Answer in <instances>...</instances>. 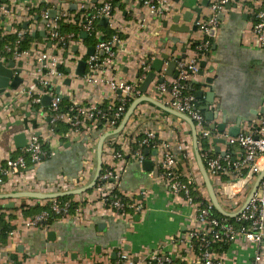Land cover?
Returning <instances> with one entry per match:
<instances>
[{"label":"crops","instance_id":"0c3cea01","mask_svg":"<svg viewBox=\"0 0 264 264\" xmlns=\"http://www.w3.org/2000/svg\"><path fill=\"white\" fill-rule=\"evenodd\" d=\"M85 1L51 0V4H48L39 0H6L8 12L2 17L0 23L1 34L12 36L21 29L34 35L40 34V31L44 30L41 18L43 10L50 9V5H55L50 10L56 9L59 12V4L65 3L68 10L74 13ZM183 1L185 0L179 2L172 0L171 8L166 12L165 17L157 18L149 13L148 7L142 1L114 0V25H111L109 21L107 25L114 30L112 36L117 35L119 38L115 47V60L120 62V69L116 70L112 66L105 68L104 73L100 75L102 80L100 79L97 83H88L85 80V76L90 72L89 65H86L83 76L76 74L77 62L80 59L87 61L91 56L88 54V48L93 46L96 49L97 45L86 44L83 37L78 39V43H74L70 50L50 46L49 43L41 40L33 42L29 50L12 55L13 59L8 60L7 63L10 61L23 63L20 73L23 82L17 90H6L10 96L0 94V167L8 156L22 153L28 136L33 131L40 132L39 136L47 146L49 155L36 167L30 165L22 175L15 178L5 177L4 184L0 185V192L26 189L43 191L45 183L53 184L60 181L67 183L69 189L79 188L89 184L95 175L97 143L106 131L95 128L74 134L67 130L60 132L57 124L48 122L44 118L49 117L48 107L41 102L37 106H32V98L31 100L28 98V92H32L31 86L37 85L34 70L38 55L43 51L65 59L66 69L71 70L64 76L53 79L55 92L59 87L60 93L71 103L94 106H100L105 102L114 104L118 101L121 92L114 91L108 85V79H124L139 83L140 87L147 73L152 70L150 67L152 61L160 58L162 53L170 55V58L165 60L162 71L156 72L146 94L169 106L170 95L161 93L158 89L160 84L158 78L161 76L168 84L175 79L174 75L165 73L167 62L178 59L183 54L186 61L197 58L200 69L192 75L189 85L193 87V94L204 114L207 112L203 109L207 99L206 93L210 89L204 87L201 82L208 77L214 78L212 85L215 98L210 110L217 112L218 115L213 120H209L205 115L209 130L213 123L222 122L223 116L227 118L223 133H219L216 129L214 135L207 139L210 150L222 157L229 156L232 162L243 155L244 150L241 147L214 142V140L219 137L226 139L225 134L229 133L230 127L239 117H246V120L241 122V132L257 129L264 117V113L260 112L264 106V49L253 44L254 10L259 3L237 0L230 3L229 9L225 5L224 9L218 13L220 26L215 35H210L213 37L210 41L208 34L204 33L198 24V29L190 32L181 33L170 30V26L174 23L172 18L187 9L175 11ZM186 3L190 7L201 9L198 21L207 20L212 14L209 0H187ZM38 7H40L39 11H37ZM233 12L237 13L236 16L231 14ZM192 13L191 21L184 22L181 19L179 24H186L193 29L197 12ZM220 13L224 15L222 19L219 16ZM100 21L101 19L99 23ZM165 21L168 22L167 26H164ZM97 35L106 40L101 30ZM173 38H178L179 41L173 42ZM208 40V47L198 54L197 49ZM75 46L78 48L75 49ZM184 46L186 50L183 52ZM172 47L176 49L172 51ZM100 55H104V52ZM147 61H149L148 64ZM142 68L146 73L141 76ZM174 73L178 74L177 67ZM67 78L71 79L70 84L64 83ZM155 87L159 90L158 93L154 91ZM200 90H202L201 96L198 92ZM33 92L35 97L40 89ZM33 108L38 110V116L32 111ZM28 111L31 112L28 128L23 122L7 126L9 122L24 119ZM12 113L18 114L12 116ZM35 119L38 127L34 129L32 126ZM129 126L136 140H139L140 135L154 131L160 144L169 145L184 177L191 178L201 194L207 200L209 199L196 160L193 130L185 119L150 101H143L131 116ZM132 141H125L123 138L120 140L119 146L125 152V161L122 164L123 172L118 190L130 201H140L144 207L143 211L135 212L130 207L125 214L117 213L101 200L95 186L92 190L73 195L72 200L79 202L81 207L79 219L68 216L54 220L47 230L27 229L23 227V221L31 216L24 214L20 208L21 205H34L38 201L44 204L50 199L27 197L16 199L14 208L17 207V209L3 208L7 216L10 213L13 215L10 221L16 233L9 235L5 243L0 241V264H110L117 261L122 250L128 251L136 261L143 260L158 250L176 258H179L181 254L186 255L189 250L186 240L179 238L177 245H174L170 238L184 236L197 225L194 216L197 214L198 205L188 203L182 194L172 191L161 175L160 161L163 157V148H146L149 150L148 154H145L146 149H144V160L150 161V164L144 165V161L140 162L130 154L131 147L135 143ZM109 150L108 145L104 144V163L108 160L112 161ZM221 152L226 154L223 155ZM241 176L242 172L231 167L221 179L212 178L221 204L231 212L241 209L254 184V181L244 183L239 180ZM233 182H237L235 186L230 184ZM224 188L233 190L236 196L229 199L224 194ZM8 201L4 200L0 203ZM49 231H54L55 235L49 237ZM251 257V250L243 251L238 257V264H244L243 261L250 260ZM182 264L192 263L184 260Z\"/></svg>","mask_w":264,"mask_h":264},{"label":"built area","instance_id":"2783aa9c","mask_svg":"<svg viewBox=\"0 0 264 264\" xmlns=\"http://www.w3.org/2000/svg\"><path fill=\"white\" fill-rule=\"evenodd\" d=\"M51 4V0H39ZM142 1L149 9V13L155 17H165L166 12L171 8L172 0H138ZM212 11L211 16L207 20L198 21V26L204 33L210 35L213 29H218L220 26V19L218 13L222 11L227 3L237 0H209ZM253 3H259L254 10L256 20L253 23V44L264 49V0H244ZM38 2V3H39ZM55 5H50V9ZM59 12L55 17L50 15V9L46 8L42 11L41 18L43 19L42 27L47 32L46 40H50L52 45L56 48H64L70 50L74 43L78 40L74 39V34H63L61 32V23L74 24L82 27L84 32L90 33L94 31L97 20L103 16L109 19L111 25H114V0H86L80 4L77 12H70L65 3L59 4ZM8 12L5 1L0 0V23L2 17ZM25 30L18 31L21 38L25 34ZM98 34V33H97ZM19 40L17 41V43ZM119 42L117 35L112 36L108 40L99 41L93 55L86 61L89 65L90 72L85 76L88 83H97L104 73L105 68L110 66L116 70L120 69V62L115 60L116 44ZM209 45V40L197 49L198 54ZM8 51L12 50L11 46H6ZM104 52V55H100ZM28 53V52H25ZM14 55L20 54L14 49ZM0 60L7 63L8 58L0 51ZM66 60L52 55L48 51L39 53L37 58V66L34 70L37 85L31 86L32 92H28V98L32 103H40L42 96L45 94L51 95L52 100L48 107L51 122L56 124L61 121L70 125L69 132L71 134L80 133L84 130L88 131L97 128V122L101 118L107 117L99 106L85 105L72 103L67 110H62V97L55 92L53 79H58L65 74L59 71L58 67L65 64ZM146 69V67H145ZM200 69L197 58L190 60L177 61V77L171 82H162L158 89L161 93L170 95L169 106L179 112L185 113L195 122L197 132L206 139H210L212 134L209 130L205 114L199 108L196 96L187 91L189 81L193 74H196ZM143 78H141L142 80ZM102 80V79H101ZM108 85L114 91H120L118 97V106L113 114V117L108 118L104 131H110L118 127L121 123L129 105L142 92L139 83L129 82L124 79L111 78L107 80ZM52 88H49V86ZM40 89L37 96L34 97L35 90ZM113 107L114 104H111ZM130 121V120H129ZM221 133V132H219ZM226 140L230 145H237L244 150L242 156L237 161H231L229 156L222 157L214 154L209 148L202 146L198 142L200 154L210 178H218L227 174L231 167L237 171L242 172V180L244 183L255 181L256 178L264 169V117L257 129L248 132H240L237 136H230L225 134ZM130 140L138 144L134 148L132 145L130 154L134 159L140 162L144 161V145L148 147L163 148V157L160 161L161 175L165 179L172 191L182 194L186 201L192 205L197 206V214L194 216L197 225L191 228L186 235L179 237L172 236L171 243L177 245L178 239H185L189 245V250L186 255H179V258L162 252L156 251L152 255L143 260L136 261L128 251L122 250L119 253L117 261L110 264H182V261H188L192 264H238V257L241 256L245 250L252 251L251 259H245L244 264H264V178L260 182L257 192L252 197L245 209L236 218L240 222L236 225L230 220V217H217L213 214V204L210 199L205 206H201L198 201H195L191 194L190 183L193 182L191 178L185 181L180 178L177 172V162L172 154L168 144H160L157 140L156 133L149 131L144 134L140 140L135 139L134 133L131 131L129 122L119 135L110 137L105 145L109 147L110 160L104 163L105 170L101 172L99 177V184L96 185L101 200L108 203L109 207L119 214H125V203L122 201V194L118 190V184L123 172V162L125 161V152L120 145V140ZM220 138V137H219ZM132 141V142H133ZM122 144V142H121ZM49 152L44 147L42 138L33 131L29 134L26 146L22 153L16 156H8L4 164L0 167V185L4 184V178H15L22 175L28 170L30 165L36 167L47 156ZM246 171V172H245ZM245 172V174H244ZM238 182V181H237ZM237 182L230 183L235 186ZM224 184V183H223ZM225 185V184H224ZM223 185V186H224ZM43 192H55L69 189L68 184L62 181L53 184H44ZM27 190V189H26ZM32 190V189H28ZM47 190V191H45ZM224 194L232 199L236 196L233 190L225 189ZM40 191V190H34ZM50 209L55 214H65L63 217L80 218L81 207L75 209V213L69 214L70 201L60 202L55 199H50ZM132 201V200H131ZM129 201V207H132L135 212L143 211V204L138 201ZM50 217L48 210H43L31 216L29 219L23 221L25 228H41L47 230L49 225L47 223ZM62 217V218H63ZM193 219V220H194ZM16 229L13 228L10 235H14ZM228 244L229 248L225 252H220L216 245ZM91 264H109V263H91Z\"/></svg>","mask_w":264,"mask_h":264},{"label":"water","instance_id":"95a60500","mask_svg":"<svg viewBox=\"0 0 264 264\" xmlns=\"http://www.w3.org/2000/svg\"><path fill=\"white\" fill-rule=\"evenodd\" d=\"M176 2H179L180 0H175ZM187 0L183 1V3H181V5L175 9V11H182L183 9H186V11H184L182 14H177L175 15L172 20H173V25L170 26V30L175 31V32H181V33H185V32H190L191 30H197L198 26H197V22L200 19V13H201V9L200 8H195V7H190L187 5L186 3ZM205 4L207 5V1H205ZM231 5L230 3L226 4V8H230ZM193 11L197 12V16L196 19L193 22V29H191L190 26L186 25V24H179L180 20L182 19L184 22H188L191 21V19L193 18ZM50 15L52 17H55L58 13V10H50ZM233 16H236L237 13H231ZM220 18H223V13L219 14ZM246 17V15H245ZM109 19L105 16H103L101 18L100 23L102 25H107L108 24ZM26 25V24H25ZM168 22L165 21L164 22V26H167ZM41 35L43 36H47V32L46 30H42L40 31ZM216 34V29H213L212 32L210 33V35H215ZM83 37H86V33L82 34ZM100 41H103V38H100ZM173 42H178L179 39L178 38H173L172 39ZM49 45H52V42H49ZM78 46H75V49H77ZM176 49V47H172V51H174ZM186 50V46L183 47L182 51L184 52ZM95 52V47L90 46L88 48V54L89 55H93ZM56 53V52H55ZM103 53V52H102ZM185 57V55L183 54L182 57L178 58V59H174L171 61L167 62V66L165 68V73L169 74V75H174L175 78L177 77V73H174L175 68L177 67V61L181 60ZM170 58V55L166 54V53H162L160 58H155L152 61L151 64V68L152 70L149 71L144 79V81L142 82V84L140 85V90L142 92V95H140L139 97H137L128 107L121 123L118 125V127H116L113 130L110 131H106L98 140L97 143V148H96V171H95V175L92 179V181L82 187L79 188H73V189H67V190H62V191H55V192H43V191H34V190H20V191H14V192H0V201H4V200H9L6 203H0V209H13L15 207V202L14 200L22 198V197H27V198H35V199H40V200H45V199H55V198H59V197H64V196H71V195H77V194H81L84 192L89 191L90 189H92L93 187H95L97 185V182L99 180L102 168H103V149H104V144L107 141V138L112 137L116 134H119L123 131V129L125 128V126L127 125V123L129 122L131 116L133 115V113L135 112L137 106L142 103L143 101H150L154 104H156L157 106L161 107L162 109H165L167 111H169L170 113L177 115L183 119H185L192 127L193 130V146H194V150H195V155H196V160L200 169V173L201 176L203 178V183L207 189L208 192V196L209 199L211 200L213 206L224 216H228L230 218H234L237 217L238 215H240V213L245 209V207L248 205V203L250 202V200L252 199V197L255 195V193L258 190V187L260 185V182L262 181V179L264 178V169L263 171L260 173V175L256 178V180L254 181V184L247 196L246 201L244 202L243 206L241 207L240 210L236 211V212H231L226 210L223 205L221 204L219 197L216 193V189L212 183V179L210 178L207 169L205 167L204 161H203V157L200 154L199 148H198V132L196 131V127H195V122L192 120L191 117H189L188 115H186L185 113L179 112L173 108H171L170 106L152 98L151 96H149L148 94H146L147 89L150 85V83L154 80L155 76H156V72H161L162 68L165 64V60H168ZM149 63V61H147V64ZM16 65L18 67H16ZM22 62L16 63L15 61H10L9 63H4L2 60H0V94H5L6 96H10V93L8 91H6L7 89H12V90H17L19 88V86L22 84L23 82V78L20 76V73L22 72ZM87 62L84 59H80L77 62V68H76V74L83 76L85 74V68H86ZM67 72H71L70 69H67ZM202 72V71H201ZM158 81L160 83L164 82V77H160L158 78ZM213 81L214 78L213 77H208L205 79V81L201 82V84L204 87H209L210 91H208L207 94V99H206V104L203 107L204 110H207V112L205 113L206 118H208L209 120H213L218 113L215 111H211L210 110V106L212 105L213 101H214V87H213ZM71 79L67 78L65 80V84H70ZM49 88H52V86L50 85ZM154 91H156L157 93L159 92V90L155 87ZM56 92L63 97V95L60 93V88L57 87ZM199 92V96L202 95V90L198 91ZM52 97L51 95L45 94L42 96L41 99V103L46 106L49 107L50 103H51ZM21 106H23L21 104ZM32 111L35 113L36 116H38V110L36 108H33ZM24 112V111H23ZM261 113H264V106L262 107ZM18 113H12V116H16ZM31 115V112L28 111L26 112V117L24 119H20L17 120L16 122H9L7 123V126H13L15 124H20V123H24L26 125V128H28V124H29V116ZM225 115V114H224ZM45 120H47L48 122L51 121V117H44ZM242 120H246V117H239L236 119V122L233 126L230 127L229 129V135L230 136H237L240 132H241V122ZM0 123H1V119H0ZM226 124H227V118L226 116H223L222 118V122L220 123H213L211 126V132L212 134H214L215 130L218 129L219 132L223 133V131L226 128ZM34 129L38 127V123L37 120H34L33 126ZM37 135L40 134V132L36 133ZM24 136V134H21ZM214 142H222V143H228L226 139H222V138H216L214 140ZM243 150V149H242ZM149 150L146 149L145 150V154H148ZM223 155H225L226 153L221 152ZM144 165L150 164L149 160H144ZM55 235L54 231H49L48 232V236L49 237H53Z\"/></svg>","mask_w":264,"mask_h":264},{"label":"trees","instance_id":"16d2710c","mask_svg":"<svg viewBox=\"0 0 264 264\" xmlns=\"http://www.w3.org/2000/svg\"><path fill=\"white\" fill-rule=\"evenodd\" d=\"M6 1V0H3ZM40 10V7L37 8V11ZM33 11V10H32ZM38 14V13H37ZM254 20H256V16L254 14ZM61 32L63 34H74L73 38L78 40L81 39L83 36L84 30L82 29V27L78 26V25H74V24H67V23H61ZM101 30L103 32L104 38L110 39L112 37V35L114 34V30H112L109 25L107 26H103L100 25L99 23V19L96 22L95 25V29L94 31L90 32V33H86V37H83V40L86 44H93L96 45L99 42L100 37L97 35L98 31ZM41 34V33H40ZM39 33H36L35 35L29 32H26L24 34V36L21 38L17 34L12 35V36H7V35H2L1 34V30H0V51L2 52V54H4L8 60L13 59L12 55H13V51L14 49L18 52H23V51H27L31 48L32 43L35 41H41L44 40L45 42L49 43L50 40H46L45 36L41 37L42 35H40ZM208 39L210 41L213 40V37H211L210 35H208ZM19 40V42L17 43V41ZM6 46H11L12 50L8 51L6 49ZM211 46V45H210ZM59 71L67 74V69L65 67L64 64L60 65L58 67ZM146 73V71L142 68L140 71V75H144ZM188 92H192L194 93L193 87H191L190 85L187 88ZM118 101L114 103V106L111 107L112 105L109 104L108 102L103 103L102 105H100L99 107L102 109V111L104 113H107V117L105 118H101L98 122H97V128L100 130H104L105 129V125L107 124V120L108 118L113 117V114L115 113V110L118 106ZM39 105V103H32V106H37ZM72 103L69 101V99H66L64 97H62L61 99V108L62 110H67L71 107ZM58 125V127L60 128V132H65L66 130L69 131L70 125L67 123H63L61 121L56 123ZM118 135V134H116ZM114 135V136H116ZM142 137H144V135H140L139 140L142 139ZM198 141L201 142L202 146H204L205 148H209V144L207 143V139L202 137V135H198ZM134 148L138 147L137 143L133 144ZM44 147L47 149V146L44 144ZM146 148H154L152 146L148 147L147 145H144V149ZM49 155V154H48ZM48 157V156H47ZM46 157V158H47ZM106 165L103 164V168L102 171L103 172L105 170ZM160 171L162 172V169L160 168ZM177 172L180 175V178L183 179L184 181L186 180V178L184 177L181 169L178 167L177 168ZM246 172V171H245ZM244 172V174H245ZM100 182L98 181L97 184H99ZM191 187V194L192 197L194 198L195 201H198L201 206H205L208 203V200L201 194V192L199 191L197 185L194 182H191L190 184ZM92 190V189H91ZM73 195L71 196H64V197H59L57 198L58 201L64 203L67 201H70V208L68 213L69 214H73L75 213V209L80 205L79 202H75L72 200ZM122 201L125 203V210L126 212L129 211L130 207L128 205L129 203V198L125 197L122 195ZM50 200L44 204L40 203L39 201L36 202L34 205H26L23 204L21 205L20 208H22L24 214L26 216H33L37 213H40L43 210H48L50 212V217L47 221L48 225H50L54 220L58 219V218H62L63 216H65V214H55L52 213L51 209H50ZM106 205L109 206V204L106 202ZM14 209H17L14 208ZM14 209H9V210H14ZM213 214L217 217H224V215H222L215 207H213ZM8 217V218H7ZM13 217V215L10 213L8 216L7 214L3 211V209H0V241L2 243H5L8 236L10 235L11 230L14 228V225H12L11 223V218ZM230 220L235 223L236 225H239L240 222L237 220L236 217L234 218H230ZM216 248L220 251V252H225L228 250L229 245L228 244H218L216 245Z\"/></svg>","mask_w":264,"mask_h":264},{"label":"rangeland","instance_id":"374dc122","mask_svg":"<svg viewBox=\"0 0 264 264\" xmlns=\"http://www.w3.org/2000/svg\"><path fill=\"white\" fill-rule=\"evenodd\" d=\"M250 190H251V189H250ZM249 192H250V191H249ZM249 192H248V193H249Z\"/></svg>","mask_w":264,"mask_h":264}]
</instances>
